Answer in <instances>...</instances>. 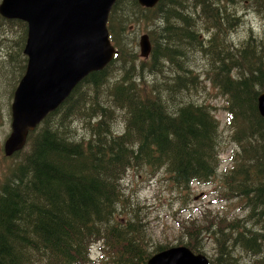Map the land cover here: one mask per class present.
<instances>
[{"label":"trees","instance_id":"16d2710c","mask_svg":"<svg viewBox=\"0 0 264 264\" xmlns=\"http://www.w3.org/2000/svg\"><path fill=\"white\" fill-rule=\"evenodd\" d=\"M168 1L171 5L176 3L160 1L156 7L159 6L157 10L164 16L152 21H157L159 28L151 32L171 40L174 36L175 45L180 48H196L197 17L182 16L172 7L169 9ZM193 1L207 19H214L218 31L212 41L215 47L218 36L223 34L225 26H231V21L224 17L222 7H215L213 0ZM126 7L146 12L156 8L142 7L138 0L117 1L108 29L119 46L118 29L128 20L124 16ZM161 19L163 27L159 25ZM119 46L118 62L126 63L128 53ZM154 52L156 57L155 46ZM240 52L242 61L254 68L246 77L233 80L227 65L223 63L219 68L220 87L232 106L227 108V124L231 126L236 118L241 120L236 122L232 138L242 149L239 158L245 163V166L238 164V153L234 151L232 170L236 171L225 177L224 185L229 200L244 195L255 212L257 207L263 208L257 202V193L264 194V118L258 102L264 92V63L261 59L252 60V56L262 52L256 39L242 46ZM110 65L89 75L85 84L77 86L65 103L42 123L57 115L59 124L67 125L66 135L55 126L39 129L40 125L30 134L26 147L9 158L23 157L0 185V264H89L95 244H101L102 264H147L155 255L147 250L151 242L144 229L147 227L133 209L123 207L129 201L121 184L127 172L164 171L183 191L191 190L194 184H209L217 176L219 125L202 105L178 103L177 110L169 112L160 98H139L135 90L120 87L123 97L117 104L127 111L122 133L114 134L104 128L108 113L96 101L93 107L101 119L88 129L87 137L79 138L77 131L70 132L71 117L89 119L90 124L96 117L84 115L87 110L80 106L82 87L104 85L110 76L107 70ZM237 65L241 66V62ZM176 84L179 90L185 88L180 82ZM90 137L93 138L88 142ZM29 146L30 151L25 152ZM67 162L72 164L66 167ZM263 241L264 236H258L245 247L262 252ZM155 248L157 254L169 246ZM187 248L195 252V247ZM231 248L226 243L218 247V254L210 264H231L227 259Z\"/></svg>","mask_w":264,"mask_h":264},{"label":"rangeland","instance_id":"374dc122","mask_svg":"<svg viewBox=\"0 0 264 264\" xmlns=\"http://www.w3.org/2000/svg\"><path fill=\"white\" fill-rule=\"evenodd\" d=\"M173 1H176L174 5L168 1L169 9L172 7L182 16L197 17L199 25L196 48H180L175 45L177 41L174 36L171 40L167 36H157L151 32L159 28L156 26L157 21H152L164 16L157 10L159 6L151 12L126 7L124 16L128 20L118 29L121 46L114 40L112 43L126 51L131 62H118V58L107 69L110 76L104 85L99 88L88 85L82 87L83 100L80 106L87 110L84 115L88 117L94 114L96 117L91 124L89 119L71 117L68 122L70 132L77 131L79 138L87 137L88 129L101 119L93 107L96 101L108 113L104 128L111 129L114 134L122 133L127 111L117 104L123 97L120 87L135 90L139 98H160L168 106L169 112H175L178 103H194L208 108L219 125L220 135V164L213 182L209 185L194 184L191 190L183 191L165 176L164 171L152 174L145 169L130 170L121 182L123 193L129 199L123 207L133 209L147 227L144 229L151 240L147 249L150 253L156 254L157 246H169L171 249L186 245L195 247V252L198 253L192 251L193 254L204 255L208 260H213L218 254V247L226 243L232 247L230 258H227L231 264H264V241L261 244L262 252L245 247L253 238L264 236V214L261 215L264 213V194L257 193V202L263 208L257 207L255 212L246 196L230 200H225L224 196L225 177L236 171L232 170V159L236 153L239 158L242 152L232 138L237 129L236 122L241 120L236 118L231 126L227 124V108L232 106L227 103L229 97L220 87L219 75V68L223 63L229 67L233 80H240L253 71L250 64L242 61L240 52L241 47L252 39H256L262 47L261 54L252 56V60L261 59L264 63V0H213L215 7H222L224 17L231 21V26H225L223 34L218 36L215 47L212 46V41L218 31L214 26V19H207L196 8L193 0ZM163 24L164 20L161 19L159 25L163 27ZM27 34L26 22L6 19L0 15V185L10 169L23 158H6L3 148L12 133L14 94L26 72L28 58L24 49ZM145 34L150 35L153 40L158 53L156 57L155 52L148 59L140 56L139 41ZM179 50L187 51L180 53ZM218 54L211 64L213 57ZM240 62L241 66H238ZM87 78L78 86L85 84ZM177 82L185 88L179 90ZM44 126H55L66 135L67 125L59 124L57 115L41 124L39 129ZM30 149L31 146L25 152ZM71 164L72 162H67L65 166ZM238 164L245 166L241 158ZM216 232L218 233L214 234ZM101 250V244L92 247V260L89 264H101Z\"/></svg>","mask_w":264,"mask_h":264},{"label":"water","instance_id":"95a60500","mask_svg":"<svg viewBox=\"0 0 264 264\" xmlns=\"http://www.w3.org/2000/svg\"><path fill=\"white\" fill-rule=\"evenodd\" d=\"M161 0H138L153 8ZM117 0H2L0 14L28 24L24 54L28 58L12 104L13 133L4 146L6 157L22 150L29 133L60 108L73 90L94 72L103 70L118 53L108 33L110 13ZM143 36L141 57L150 56ZM264 118V93L259 97ZM41 111V112H40ZM147 264H210L186 247L154 255Z\"/></svg>","mask_w":264,"mask_h":264},{"label":"bare ground","instance_id":"6f19581e","mask_svg":"<svg viewBox=\"0 0 264 264\" xmlns=\"http://www.w3.org/2000/svg\"><path fill=\"white\" fill-rule=\"evenodd\" d=\"M181 3H182V2H181ZM188 7H189V6H188ZM180 13H181V12H180ZM237 23H238V22H237ZM237 23H236V24H237ZM194 25H195V24H194ZM195 26H196V25H195ZM160 31H161V30H160ZM164 31H165V30H164ZM108 33H109V36H110L109 29H108ZM161 34H162V33H161ZM143 36H147V37H148L149 43H150V45H151V52H150V55H151V54H152V50H153V45H152V42H151V40H150V37H149V35H147V34H145V35H143ZM143 36H142V37H143ZM142 37L140 38V41H139V47H140V45H141V39H142ZM231 44H232V43H231ZM194 46H195V45H194ZM188 47H189V46H188ZM188 47H187V48H188ZM228 48H229V47H228ZM199 51H200V50H199ZM183 52H184V51H183ZM170 53H171V52H170ZM157 54H158V53H157ZM159 55H160V54H159ZM167 55H168V53H167ZM215 56H216V55H215ZM215 56H214V57H215ZM214 57H213V58H214ZM161 59H162V58H161ZM212 60H213V59H212ZM213 61H214V60H213ZM163 63H164V62H163ZM175 67H176V66H175ZM155 69H156V68H155ZM164 72H165V71H164ZM164 72H163V73H164ZM187 72H188V71H187ZM206 79H207V78H206ZM186 84H187V83H186ZM76 88H77V87H76ZM76 88H75V89H76ZM178 94H179V93H178ZM40 112H41V111H40ZM51 114H52V113H51ZM49 115H50V114H49ZM49 115H48V116H49ZM48 116H46V117L43 119L42 123L45 121V119H46ZM42 123H41V124H42ZM38 128H39V126H38L35 130H33V131H31V132L29 133L24 148H25L26 145H27L28 138H29L30 134L34 133ZM11 129H12V133H13V122H12V124H11ZM12 133H11V135H12ZM76 133H77V132H76ZM11 135L9 136V138L11 137ZM9 138L5 141V144H6V142L9 140ZM5 144H4V146H5ZM24 148H23V149H24ZM23 149H22V150H23ZM19 151H21V150H19ZM19 151H17V152H19ZM17 152H16V153H17ZM16 153H15V154H16ZM185 247H187V246H185ZM158 253H159V252H158ZM210 263H211V260H210Z\"/></svg>","mask_w":264,"mask_h":264}]
</instances>
